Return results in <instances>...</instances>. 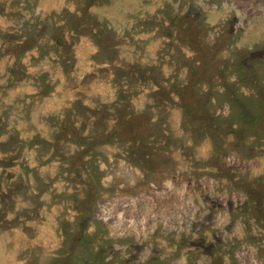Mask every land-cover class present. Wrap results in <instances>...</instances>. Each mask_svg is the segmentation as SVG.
<instances>
[{"label": "rangeland", "instance_id": "1", "mask_svg": "<svg viewBox=\"0 0 264 264\" xmlns=\"http://www.w3.org/2000/svg\"><path fill=\"white\" fill-rule=\"evenodd\" d=\"M0 264H264V0H0Z\"/></svg>", "mask_w": 264, "mask_h": 264}]
</instances>
